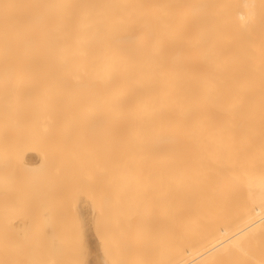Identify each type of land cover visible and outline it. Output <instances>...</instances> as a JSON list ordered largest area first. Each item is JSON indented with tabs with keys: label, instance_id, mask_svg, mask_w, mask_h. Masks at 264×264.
I'll return each instance as SVG.
<instances>
[{
	"label": "bare ground",
	"instance_id": "obj_1",
	"mask_svg": "<svg viewBox=\"0 0 264 264\" xmlns=\"http://www.w3.org/2000/svg\"><path fill=\"white\" fill-rule=\"evenodd\" d=\"M79 175L110 196L80 181L77 202ZM159 215L168 255L146 240ZM142 245L157 264H264V0H0V264L138 262Z\"/></svg>",
	"mask_w": 264,
	"mask_h": 264
},
{
	"label": "rangeland",
	"instance_id": "obj_2",
	"mask_svg": "<svg viewBox=\"0 0 264 264\" xmlns=\"http://www.w3.org/2000/svg\"><path fill=\"white\" fill-rule=\"evenodd\" d=\"M98 164H100V163H98ZM93 166H94V165H93ZM98 166H99V165H98ZM96 167H97V166H95V168H96ZM100 167H101V165H100ZM91 168H93V167L91 166ZM97 168H98V167H97ZM88 169H89V168H88ZM93 169H94V168H93ZM89 170H90V169H89ZM98 170H99V168H98ZM29 171H31V170H29ZM36 171H37V170H35V173H34V170H32L33 174H36ZM53 171H54V170H53ZM60 171H61V173H62V171H63V173H62V174H63L62 177L64 176V173H65V174L67 175V177H68V175H69V174H68V171H66V170H60ZM60 171H58V172L56 171L57 174H59V176H61ZM64 171H65V172H64ZM86 171H87V169H86ZM91 171H93V170H91ZM91 171H88L89 174H91V173H90ZM99 171H100V170H99ZM104 171H105V170H104ZM104 171H103V172H104ZM22 172H23V171H22ZM22 172H21V173L19 172V173H20L21 175L26 174V173H22ZM50 172H52V170H43V174H42L41 171H40V173H41L42 175H44L45 179H47V178H49V176L53 175V174H51ZM82 172H83V171H81V173H82ZM88 172H87L86 174H88ZM94 172L96 173L97 170L94 171ZM94 172H92V174H93ZM103 172H102V174H103ZM30 173H31V172H29V174H30ZM40 173L37 172V174H40ZM52 173H53V172H52ZM79 173H80V172H79ZM95 173L93 174L94 176L97 175V174L95 175ZM99 173H101V172H99ZM104 173H105V172H104ZM17 174H18V173H17ZM55 174H56V173H55ZM84 174H85V173H84ZM144 174H145V173H144ZM30 175H32V173H31ZM66 175L64 176V178H65L64 181H62V179H61V182H59V184H60L61 186L58 185L57 188L60 189V190L58 189L59 192H60V196H64L63 194H66V195H65V197H67L66 199H68L71 203H72V201H73V203H72L73 206H70V205H69V206H70L69 208H70V209H71V207L73 208V209H71V213L74 214L75 212H74V211L72 212V210H74V204H75L76 202H74V200L69 199V197H68V196L70 195L71 192H67V190H66V186H67V188H68V185H69V183H70V182L68 183L69 178H67ZM80 175H81V174H80ZM80 175H79L78 178H80ZM98 175H99V174H98ZM59 176L57 175V177H59ZM77 176H78V173H77ZM83 176H84V175H83ZM99 176H100V175H99ZM54 178H55V177H54ZM60 178H61V177H60ZM60 178H59V179H60ZM78 178H76L77 180H75V181H77V182L74 181V184H73L74 186L71 187V188H72V189H71L72 192H73V190L75 191V192H73V193H76V192L78 191V195H74L75 198H74V196L72 195L74 199H76V196L79 197V198H78L79 200H78V199H77L78 201L76 200L77 202L82 201V200H84V199L89 200V198H88L89 196L87 197V196H86L87 194H85L86 192H88V195H89V193H91V192L94 191V192L97 194V195H96V194L93 192L95 196H99V195H102V196L105 195V196H106L107 194L110 196V191H109L110 189L106 190V189H105L106 187H105V184H104V183H102V185H103L104 188L102 187V185H100V184L97 183V182L99 181L98 179H100V181L102 180L101 177H98V178H97L98 181H96V179H95L96 177H94L95 181H94L92 178H91V179H92V180H91V179L88 177V175H87V177L84 178V179H83V178H82V179L80 178L81 180L78 179ZM102 178H104V175H103ZM105 179H106V178H105ZM105 179H104L103 181H106ZM54 180H55V179H54ZM78 180H79V181H78ZM88 180H90V182H88V183H86V184L84 185L83 182H84V181H88ZM65 181H67V183H66ZM80 181L83 183V185H82L83 188H84V187H86V188H87V187H88V188L90 187V190H89L90 192L87 191L88 188H87V189L85 188L86 192H85L84 194L81 192V191H82V190H80L81 188L79 189V187H78V186L81 184V183H78V182H80ZM63 182H65L64 185H65V184H68V185L65 186V188L62 187V186H64V185H62ZM76 183L79 184V185H76ZM143 183H145V182H143ZM43 184H44V185H43ZM43 184H42V185L44 186V189H41V191L43 190V191H44L43 194L46 195V196H43L42 193H40V195H42V197H44L43 200L45 199L46 201L44 200L43 202L47 205V204L49 203V201H50L52 198H53V199H56V198H54V196L56 195V193H58V190L55 191L57 188H54L55 190H54V189H51L52 185H50L51 187L48 186L46 180H45V183L43 182ZM93 184H94V185H93ZM147 184L149 185V183H147ZM157 184H158V183L152 185V187H153V186H156ZM38 185H41V184H38ZM38 185H37V186H38ZM107 185H108V184H107ZM145 185H146V184H145ZM43 186H42V187H43ZM80 186H81V185H80ZM93 186H94V187H93ZM95 186L98 188L97 190L94 189ZM150 186H151V183H150ZM163 186H164V185H162V187H161V186H160V187L164 190ZM137 187H138V186H137ZM140 187H141V186H140ZM152 187H151V188H152ZM158 187H159V186H158ZM158 187H157V188L155 187V190H156L157 192L160 190V189L157 190ZM164 187H165V186H164ZM31 188H32V187H31ZM38 188H39V187H38ZM107 188H108V187H107ZM138 188H139V187H138ZM146 188H148V186H147ZM151 188H150V189H151ZM153 188H154V187H153ZM153 188H152V190H154ZM64 189H65V191H64ZM69 189H70V187L68 188V190H69ZM143 189H145V188H143ZM162 189H161V191H162ZM33 190H34V189H33ZM53 190H54V191H53ZM91 190H92V191H91ZM146 190H147V189H146ZM39 191H40V190H39ZM39 191H38V193H39ZM69 191H70V190H69ZM96 191L101 192L102 194H101V193L98 194V192H96ZM61 192H62V193L65 192V193L61 194ZM159 192H160V191H159ZM159 192H158V193L154 192V193H155L156 196H157V194H159ZM67 193H68L69 195H67ZM73 193H72V194H73ZM152 193H153V191H152ZM154 193H153L152 196H154ZM33 194H34V195H33L32 197H31V196L29 197V203L31 202L30 200H31L32 198H34V196H35V192H33ZM76 194H77V193H76ZM162 194H163V193H162ZM30 195H31V194H30ZM58 195H59V193H58L56 196L58 197ZM150 195H151V194H150ZM60 196H59V198H60ZM91 196H92V193H91ZM109 196H108V197H109ZM158 196H160V195H158ZM35 197H36V196H35ZM37 197H38V195H37ZM65 197H63V198L61 197L59 200L61 201V200L64 199ZM85 197H87V198H85ZM93 197H94V196H93ZM108 197H107V198H108ZM160 197H161V196H160ZM70 198H72V197L70 196ZM90 198H91V197H90ZM94 198H95V197H94ZM104 198H105V197H104ZM155 198H157V197H155ZM40 199H41V198H40ZM40 199H39V200H40ZM92 199H93V198H92ZM97 199H98V198H96V200H97ZM108 199H109V198H108ZM160 199H161V198H160ZM36 200H37V199H36ZM41 200H42V199H41ZM64 200H65V199H64ZM64 200L61 201V202L59 201V203L57 204V205H58L57 207H59V209L61 208V206H62L61 204H63ZM96 200L94 199V202H96ZM99 200H100V198H99ZM162 200H163V199H162ZM34 201H35V199H34ZM97 201H98V200H97ZM36 202H38V201H36ZM41 202H42V201H41ZM41 202H38L39 205H40ZM57 202H58V201H57ZM66 202H67L66 204L68 205L69 202H68L67 200H66ZM105 202H106V200H105ZM29 203H27V205H28ZM54 203H55V202H54ZM60 203H61V204H60ZM159 203H160V206H161L162 203H161L160 201H159ZM34 204H35V203H33V206H32V208L34 207L33 210H34L35 212H37V213H40L41 210L39 211V209L36 208V207L34 206ZM59 204H60V205H59ZM66 204H65V202H64V205H63V206H65ZM69 204H70V203H69ZM72 204H71V205H72ZM95 204H97V203H95ZM36 205H37V203H36ZM39 205H37V206L40 207L41 205H40V206H39ZM99 205H102L103 208H104V211L107 212V210H105V209H106V206H108V205L110 206V205H111V204H110V200L107 201L106 203H104L103 201H102V202L100 201V202H99ZM162 205H164V204H162ZM54 206L56 207V204H55V205H50V203H49L48 206H47L48 209L45 207V208L47 209V213H50V214H51V216L49 217V219H46L47 222H49L50 227H49V225H46L44 222H43V225H45V228H46V229L49 227V228H48L49 230H53V229H55V228H54V227H55V226H54V223H56V220H57L54 216H56V214H57V212H58L57 210H59V209L54 208ZM63 206H62V207H63ZM76 206H77L76 209L78 210V203H76ZM26 207H28V209H26V208L23 209L24 207H22V208H21V211H22V213H24L23 215H25V216H26V215L30 216L31 213H29L28 211L31 210L32 208L30 207V209H29V205L26 206ZM95 207L98 208V204H97V206H95ZM95 207L92 206V209H94V210H93V214H94V212L98 213V211H97V209H96ZM99 207H100L99 209H101L100 211H102L101 206H99ZM156 207H157V206H156ZM164 207H165V206H164ZM35 208L38 209V211H37ZM45 208H43V209L41 208V209L44 210ZM65 208H66V207H65ZM69 208L67 207V210H68V211L70 210ZM107 208H108V207H107ZM109 208H110V207H109ZM46 209H45V210H46ZM54 209H55V210H54ZM56 209H57V210H56ZM62 209H63V208H62ZM62 209H60V212H58V214L61 213ZM92 209H91V211L89 212V214L86 215V217L89 219V223L91 224V226L95 227V226H96V225H95L96 223H94V222H95L96 219L94 220V218H95V216H96V213L94 214V217H92V216H93V214H92ZM95 209H96V210H95ZM110 209H111V208H110ZM154 209H156V208H154ZM154 209H153V211H154ZM162 209H163V208H162ZM162 209H161V212H162ZM26 210H27V211H26ZM33 210H31L30 212H32ZM45 210H44V211H45ZM34 211H33V212H34ZM56 211H57V212H56ZM64 211H65V209H63L62 212H64ZM100 211H99V212H100ZM111 211H112V209L109 210L108 212L110 213ZM41 212H42V213H46V211H45V212L41 211ZM55 212H56V214H55ZM69 212H70V211H69ZM69 212L66 213V211H65L64 213H66V214L68 215ZM106 212H104V213H106ZM161 212H160V213H161ZM101 213H103V212H101ZM150 213H152V212H150ZM153 213H154V212H153ZM156 213H157V211H155V214H156ZM160 213H159V214H160ZM35 214H36V213H35ZM54 214H55V215H54ZM62 214H63V213H61V215H62ZM36 215H37V217L39 216L38 214H36ZM53 215H54V216H53ZM69 215H70L71 217H74L73 219H75V214H74L73 216H72L71 214H69ZM78 215L81 216V217H80L81 219L79 220V221H81V220H82V215L79 214V211H78ZM78 215H76V216H78ZM101 215H102V214H101ZM109 215H110V214H109ZM109 215H107V216H109ZM157 215H158V214H157ZM161 215H162V213H161ZM32 216H34V213L30 216V220H31V219H34V217L31 218ZM42 216H43V215H42ZM62 216H64V214H63ZM62 216H61V217H62ZM70 216H67V217L69 218ZM104 216H105V215H104ZM104 216H103V219H104ZM152 216H153V214H152ZM37 217H35V218H37ZM57 217H58V220H59V219L62 220L61 217H59V216H57ZM91 217H92V218H91ZM109 217H111V216H109ZM114 217H115V216H113V218H114ZM26 218L28 219L27 216H26ZM39 218H41V216H39ZM52 218H53V220H52ZM54 218H55V220H54ZM64 218H65V217H64ZM97 218H99V217H97ZM100 218H101V217H100ZM149 218H150V217H149ZM152 218H153V217H152ZM158 218H160V222H161V224H160V222H159V223L157 222V223H158L159 225H163V226L158 227L159 225H158L157 223H155V224H157V226L154 225L153 221L151 222V220H152V219H151L150 222L153 223V225H154V229H153V225H151V223H150V225H151V227H152V228L150 227L151 229L149 228V230H150L151 232H150V231L148 232V233H150V236L154 234L153 231H157V232H158V229H159V228L164 227V225H166V224L164 223V222H165L164 219H162V217H161L160 215L157 217V219H158ZM73 219H72V218H71V219L69 218V219H67V220L70 221V220H73ZM78 219H79V218H78ZM110 219H111V218L104 219V220H102V219L99 220L100 223H104V224L107 223V225L109 224V227H108L107 225H105V226H107V227H105V228H106V231H107V228H108L109 230L111 229V226H110V222H111V220H110ZM46 220H45V222H46ZM118 220H119V219H118ZM148 220H149V219H148ZM15 221H16V220H15ZM27 221H28V220H27ZM41 221H43V220H41ZM63 221H64V220H63ZM92 221H93V222H92ZM97 221H98V220H97ZM119 221H120V220H119ZM157 221H159V220H157ZM29 222H30V221H29ZM35 222H36V221H35ZM61 222H62V221H61ZM64 222H67V221L65 220ZM71 222H72V223H71ZM76 222H77V221H76ZM76 222L74 221V223H73V221H70V223H68V224L70 225V227H69V225H68L67 229L70 228L71 233H72L73 230H75V229H71V224L73 225V224H75ZM81 222H82L81 224H83V226H84V221H81ZM91 222H92V223H91ZM154 222H156V219L154 220ZM27 223H28V222L25 223V221H24V222L22 223V225L27 224ZM31 223H32V222H31ZM33 223H34V222H33ZM39 223H41V222L39 221ZM39 223H37V224H39ZM59 223H60V221H58V224L56 223V224L58 225L57 228H59V230H60V229H61L60 227H62L61 230H64V229L66 228V225H65L66 223H64V225H65V228H64V229H63V226H64V225L61 223V224L63 225V226H61ZM79 223H80V222H79ZM79 223H78V224H79ZM146 223H147V222H146ZM56 224H55V225H56ZM147 224H148V223H147ZM35 225H36V224H35ZM51 225H52L53 227H52ZM75 225H76V224H75ZM75 225H74V226H75ZM94 225H95V226H94ZM28 226H29V225H28ZM47 226H48V227H47ZM80 226H82V225H80ZM83 226H82V228H83ZM97 226H98V225H97ZM101 226H103V224H102ZM147 226L149 227V224H148ZM155 226H156V227H155ZM29 227H30V226H29ZM33 227H34V226H33ZM33 227H32V228H33ZM76 227H77V226H75V228H76ZM148 227H147V228H148ZM165 227H166V226H165ZM41 228H44V227L41 226ZM45 228H44L43 230H44V231H48V229L46 230ZM51 228H53V229H51ZM72 228H73V227H72ZM77 228H78V227H77ZM80 228H81V227H80ZM98 228L101 230V228H100L99 226H98ZM157 228H158V229H157ZM30 229H31V228H30ZM30 229H29V230H30ZM152 229H153V230H152ZM155 229H157V230H155ZM55 230H56V229H55ZM103 230H104V226H103ZM103 230H101V231L104 232ZM112 230L114 231V229H112ZM162 230H163L162 233H164V235H165V236L163 235L164 237L161 236L162 234H159V233H156V232H155V235H153V236L156 237V239L158 238V236H159V238L161 237V238H160L161 240H160L159 238H158L159 240L153 239V238H155V237L152 238V236H151V238H150L149 235H148V233H147L148 236H146V237H148V239H146V240H149V242H150L154 247H157L156 244H157V243H162V241H163V246H162V244H161V246L164 248L165 245H166V243L169 244V242H166L167 237H168V239H169V235H168V232H167V229H166V228H163ZM65 231H66V230H65ZM68 231H69V230H68ZM79 231H83V230L81 229V230H79ZM79 231H78V232H79ZM133 231H135V230H133ZM74 232H75V231H74ZM76 232H77V230H76ZM99 232H100V231H99ZM102 232H100V233H102ZM110 232H111V231H110ZM159 232H160V230H159ZM105 233L107 234L108 232H105ZM105 233H104V234H105ZM114 233H115V232H113V234H114ZM151 233H152V234H151ZM76 234H78V233H76ZM102 234H103V233H102ZM110 234H111V233H110ZM137 234H138V233H137ZM111 235H112V234H111ZM114 235L116 236V234H114ZM114 235H113V236H114ZM108 236H109V234H108ZM113 236H112V237H113ZM146 237H145V238H146ZM165 237H166V238H165ZM109 238H110V237H109ZM114 238H116V237H114ZM114 238H113V239H114ZM143 238H144V237H143ZM145 238H144V239H145ZM162 238H165V239L162 240ZM168 239H167V240H168ZM114 240H115V239H114ZM118 240H119V239H118ZM124 240H125V239H124ZM146 240H145V241H146ZM153 240H154V241L156 240V241H155V242H152ZM164 240H165V242H166L165 244H164ZM110 241L112 242V240H110ZM168 241H169V240H168ZM118 242H120V240H119ZM146 243H147V242H146ZM112 244H113V243H112ZM112 244H111V245H112ZM116 244H117V243H116ZM120 244H121V242H120ZM144 244H145V243H144ZM151 244L149 245V243H148V245H149L151 248H153V247L151 246ZM122 245H123V244H122ZM122 245H121V246H122ZM145 245H146V244H145ZM145 245H144V246H145ZM148 245L145 246L144 248H145V249H146V247L149 248L150 250L148 249L149 251H148V250H147V251L150 252V253H152V254L154 255V250H156V252H157V251H158V250H157L158 248H157V249L154 248V250H152L150 247H148ZM155 245H156V246H155ZM159 245H160V244H159ZM77 246L80 247L79 245H77ZM118 246H119V243H118ZM161 246H160V247H161ZM81 247H82V246H81ZM111 247H112V246H110V249H111ZM122 247H124V249H126V251L129 249V247H128V246H125V244H124V246H122ZM76 248H77V247H76ZM82 248H83V247H82ZM119 248H120V247H119ZM119 248H118V251H117V252L119 253L120 256H118V254H117L116 256L120 257V259L122 260V259H124V258L122 257V255L124 256L125 253H126V251H125V253H124V252H122V249H119ZM140 248H141V247H140ZM112 249H113V248H112ZM131 249H132V250H130L129 252H133V251H134L133 248H131ZM141 249H142V251H143V255H142L140 252H138V253H140V254L142 255V258H143L142 260H143V261H140V259L138 258V257H139L138 255H137V256H138L137 259L139 260L138 262H137L135 259L131 260L130 257L133 258V256L131 255L130 257L128 256V257L130 258V259H129V262H130V260L132 261V262H130L129 264H134V263H137V264H142V263H146V264H155L154 261H156V259H154V261L151 260V259H153V258H152V257H153L152 254H151L152 257H149V261H148V259L144 258L145 256L147 257V255L144 256V254H146L147 251H145V249H143V245H142V248H141ZM161 249H162V248H161ZM161 249H160V250H161ZM164 249H165V248H164ZM164 249H163V250H164ZM78 250H79V248H78ZM82 250H84V248H83ZM108 250H109V249H108ZM113 250H114V249H113ZM139 250H140V249H139ZM151 250H152L153 252H152ZM160 250H159V251H160ZM165 250H167V253L164 252V251H163V252L166 253V255H168V254H169V253H168V245H167V248H166ZM75 251H76V253L79 252V251H77V249H76ZM80 251H81V250H80ZM123 251H124V250H123ZM82 252H83V251H82ZM110 252H111L112 255H114V254H113L114 251H113V253H112V250L108 251V253H110ZM135 252H137V251H135ZM156 252H155V254H156L155 256L159 257L158 252H157V253H156ZM122 253H124V254H122ZM127 253H128V252H127ZM127 253H126V254H127ZM79 254H80V253H78V255H79ZM83 254H85V250H84V253H83ZM130 254H131V253H130ZM147 254H148V253H147ZM159 254H162V253H159ZM166 255H164V256H166ZM76 256H77V255H76ZM79 256H81V255H79ZM83 256H84V255H83ZM83 256H82V257H83ZM125 256H126V255H125ZM135 256H136V255H135ZM77 257H78V256H77ZM82 257H80V258H82ZM157 257H154V258H157ZM160 257H163V256H160ZM80 258L78 257V259H80ZM134 258H135V257H134ZM165 258H168V257L166 256ZM78 259H77V260H78ZM117 259H118V258H117ZM127 259H128V258H127ZM127 259H126V261H127ZM159 259H160V258H158V260H159ZM168 259H169V258H168ZM80 260H81V259H80ZM83 260H84L85 262H84V261H83V262L81 261V262H82L83 264H86V259H83ZM150 260H151V261H150ZM162 261H163V260H162ZM168 261H169V260H168ZM168 261H167V262H168ZM115 262H116V261H115ZM164 262H165V260H164L162 263H164ZM82 263H81V264H82ZM116 263H117V262H116ZM159 263H160V262H159ZM75 264H76V263H75ZM78 264H80V263H78ZM114 264H115V263H114ZM156 264H157V261H156Z\"/></svg>",
	"mask_w": 264,
	"mask_h": 264
},
{
	"label": "snow or ice",
	"instance_id": "obj_3",
	"mask_svg": "<svg viewBox=\"0 0 264 264\" xmlns=\"http://www.w3.org/2000/svg\"><path fill=\"white\" fill-rule=\"evenodd\" d=\"M104 23H106V21H99L98 24L99 25H103ZM25 264H29V262H25ZM32 264H43V262H32ZM52 264H66L65 261L60 260V259H55L54 261H52ZM118 264H129L128 261H119Z\"/></svg>",
	"mask_w": 264,
	"mask_h": 264
}]
</instances>
